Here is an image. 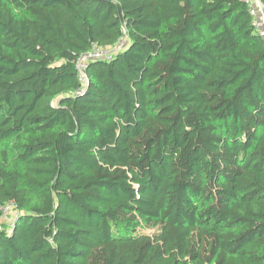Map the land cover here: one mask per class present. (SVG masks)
Returning a JSON list of instances; mask_svg holds the SVG:
<instances>
[{"label": "trees", "instance_id": "obj_1", "mask_svg": "<svg viewBox=\"0 0 264 264\" xmlns=\"http://www.w3.org/2000/svg\"><path fill=\"white\" fill-rule=\"evenodd\" d=\"M0 203V264H264L245 1L0 0Z\"/></svg>", "mask_w": 264, "mask_h": 264}, {"label": "built area", "instance_id": "obj_2", "mask_svg": "<svg viewBox=\"0 0 264 264\" xmlns=\"http://www.w3.org/2000/svg\"><path fill=\"white\" fill-rule=\"evenodd\" d=\"M245 3L249 7V11L253 17V24L260 34L264 38V6L261 2V0H244ZM119 46H124V43L121 42L118 44ZM112 51H104L103 49L93 46V49L89 51L88 53H85L81 55L77 61V70H78V78L80 81V87L77 89L78 92H82L88 83V77L86 75V67L87 63L90 59L93 58H101V57H111ZM16 216V210L14 203H9L6 205H3L0 203V219L5 223L6 225H11ZM2 229V226L0 225V230Z\"/></svg>", "mask_w": 264, "mask_h": 264}, {"label": "rangeland", "instance_id": "obj_3", "mask_svg": "<svg viewBox=\"0 0 264 264\" xmlns=\"http://www.w3.org/2000/svg\"><path fill=\"white\" fill-rule=\"evenodd\" d=\"M123 47H124V46H122V47H121V46H119V48H123Z\"/></svg>", "mask_w": 264, "mask_h": 264}]
</instances>
